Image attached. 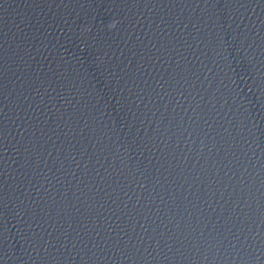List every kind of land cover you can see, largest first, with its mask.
I'll use <instances>...</instances> for the list:
<instances>
[{"label": "clouds", "instance_id": "1", "mask_svg": "<svg viewBox=\"0 0 264 264\" xmlns=\"http://www.w3.org/2000/svg\"><path fill=\"white\" fill-rule=\"evenodd\" d=\"M109 27H110V28H115V27H116L115 22L111 23V24L109 25Z\"/></svg>", "mask_w": 264, "mask_h": 264}]
</instances>
